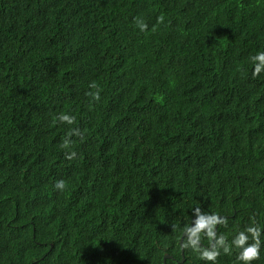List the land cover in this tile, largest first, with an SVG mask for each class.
<instances>
[{"label":"trees","instance_id":"trees-1","mask_svg":"<svg viewBox=\"0 0 264 264\" xmlns=\"http://www.w3.org/2000/svg\"><path fill=\"white\" fill-rule=\"evenodd\" d=\"M260 51L264 0H0V264H212L180 262L196 206L215 264L253 218L264 264Z\"/></svg>","mask_w":264,"mask_h":264},{"label":"clouds","instance_id":"clouds-1","mask_svg":"<svg viewBox=\"0 0 264 264\" xmlns=\"http://www.w3.org/2000/svg\"><path fill=\"white\" fill-rule=\"evenodd\" d=\"M165 21L163 14L157 17V23L162 24ZM136 27L140 32H146L148 30V24L142 18H136ZM254 64L252 71V77H258L261 72H264V51L257 52L251 57ZM89 87L95 89V91H89L86 95L91 96L94 102H98L101 98L102 89L99 85L93 81L90 83ZM57 120L61 123H67L73 125L76 123V117L71 114L61 113ZM80 135V130L78 128L71 129L66 138L63 139L61 148H68L71 144V136ZM81 138H83L81 136ZM76 153L73 151L71 153H66V159H74ZM55 187L59 190H64L66 185L63 180L56 182ZM193 213L195 219L191 226H186L183 233L181 248L191 249L194 252L199 253V258L204 261H210L215 264L217 258L221 255V249L224 253L230 254L232 246L227 243V238L224 235L217 236V225H227V218L222 217L217 213L206 214L201 210L200 206L193 208ZM202 235L206 236L210 241V247H203L201 245ZM181 237V236H180ZM251 237V243H249ZM232 245L241 249L237 259L242 261L243 264H252V261L258 260L260 258V248H261V228L259 225L255 224L253 218V224L249 225L244 231H240L232 240Z\"/></svg>","mask_w":264,"mask_h":264},{"label":"water","instance_id":"water-1","mask_svg":"<svg viewBox=\"0 0 264 264\" xmlns=\"http://www.w3.org/2000/svg\"><path fill=\"white\" fill-rule=\"evenodd\" d=\"M216 230H217V227H216ZM183 233L184 232H182L181 237L179 239V245H181V243H182ZM209 247H210V245H209ZM180 250H181V257H182L180 262H183V260H184V252H183V249L181 248V246H180ZM167 258H171V255H169L168 253H164L163 254V264H166V259Z\"/></svg>","mask_w":264,"mask_h":264},{"label":"flooded vegetation","instance_id":"flooded-vegetation-1","mask_svg":"<svg viewBox=\"0 0 264 264\" xmlns=\"http://www.w3.org/2000/svg\"><path fill=\"white\" fill-rule=\"evenodd\" d=\"M170 255V254H169ZM172 257V256H171Z\"/></svg>","mask_w":264,"mask_h":264}]
</instances>
